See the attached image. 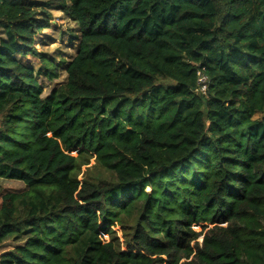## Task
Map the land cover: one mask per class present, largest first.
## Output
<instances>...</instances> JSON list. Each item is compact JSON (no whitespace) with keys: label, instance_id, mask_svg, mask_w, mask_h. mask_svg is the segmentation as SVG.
Here are the masks:
<instances>
[{"label":"trees","instance_id":"trees-1","mask_svg":"<svg viewBox=\"0 0 264 264\" xmlns=\"http://www.w3.org/2000/svg\"><path fill=\"white\" fill-rule=\"evenodd\" d=\"M46 7L79 35L43 97ZM0 124V264H264V0H0Z\"/></svg>","mask_w":264,"mask_h":264},{"label":"rangeland","instance_id":"rangeland-1","mask_svg":"<svg viewBox=\"0 0 264 264\" xmlns=\"http://www.w3.org/2000/svg\"><path fill=\"white\" fill-rule=\"evenodd\" d=\"M35 1L42 3V5H47V3L53 0ZM45 17L49 20L50 26L36 36L34 46L44 58L50 60L58 68V78L53 81L49 80L46 76L45 68L37 57L28 56L24 58L20 55L17 56L22 63L27 64L34 69L36 80L43 89V97L49 96L53 90L66 84L68 77L66 72L67 65L78 52V41L73 37L79 35V27L77 23L67 14L63 13L60 7H54L53 9L46 7L45 9H42L38 13L37 18L43 20L46 19ZM259 117L260 116H256L257 119ZM1 127L2 125L0 124V128ZM95 165V159H92L90 165L83 166L79 175V180L81 181L85 177L97 176L100 173V170ZM0 183L3 187L4 194L27 190V187L18 181L1 180ZM146 191L151 192V188H147ZM100 226L104 227L102 223H100ZM203 226H207V224H193L192 229L196 232H201ZM208 226L211 227V225ZM113 229L117 232L122 241L123 235L121 228L115 226ZM107 239L109 240V236H103V240ZM202 239L203 237L200 238V241H202ZM2 250H4V248Z\"/></svg>","mask_w":264,"mask_h":264},{"label":"built area","instance_id":"built-area-1","mask_svg":"<svg viewBox=\"0 0 264 264\" xmlns=\"http://www.w3.org/2000/svg\"><path fill=\"white\" fill-rule=\"evenodd\" d=\"M198 76V82H197V88L196 92L200 94H206L208 90V76L206 74V69L205 68H200V70L197 72Z\"/></svg>","mask_w":264,"mask_h":264}]
</instances>
